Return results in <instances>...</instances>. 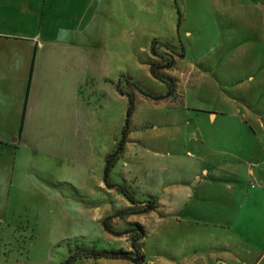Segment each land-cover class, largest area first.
Masks as SVG:
<instances>
[{"label":"rangeland","instance_id":"374dc122","mask_svg":"<svg viewBox=\"0 0 264 264\" xmlns=\"http://www.w3.org/2000/svg\"><path fill=\"white\" fill-rule=\"evenodd\" d=\"M104 5L113 37L105 45L103 66L88 87L90 152L75 156L69 168L51 164L42 155L46 169L31 171L34 184L24 181L4 197L0 189V264H63L77 248L117 250V242L130 247L129 237L117 238L102 224L114 216L110 225L118 231L116 215L123 197L100 188L105 158L126 123L128 94L136 104L130 123L134 143L113 168L111 181L136 187L139 193L159 192L167 199L168 191L196 182L202 162L215 163L205 155L222 146L213 140L202 143L212 130L209 113L227 110L228 100H238L244 85L264 78V0H104ZM155 42L160 44L159 56L152 53ZM165 58L174 61L172 69L162 71L171 89L150 71L153 64L166 65ZM251 74L256 75L253 82L248 79ZM258 109L264 114V104ZM224 127L218 129L225 133ZM200 156L206 160L200 161ZM224 159L219 157L220 166ZM185 220L153 225L145 243L149 264L162 253H185L191 261L195 251L220 252L224 242L233 256L246 259L252 245L239 236L238 227L218 230L196 225L194 217Z\"/></svg>","mask_w":264,"mask_h":264},{"label":"crops","instance_id":"0c3cea01","mask_svg":"<svg viewBox=\"0 0 264 264\" xmlns=\"http://www.w3.org/2000/svg\"><path fill=\"white\" fill-rule=\"evenodd\" d=\"M105 7L104 0H0L1 197L24 181L34 184L31 171L46 169L39 158L42 155L50 158L51 164L55 161L69 168L75 156L90 152L88 87L102 68L105 45L113 37L107 28ZM255 78L251 74L248 79L253 82ZM101 98H97L99 102ZM114 100L117 105V93ZM263 104L264 78H260L256 85H244L238 100L229 99L227 110L209 113L212 130L208 137H202V143L213 140L222 148L215 146L205 155L215 163L205 166L202 162L193 185L168 191L167 199L159 192L139 193L138 188L129 186L138 201L154 199L158 203L156 211L130 216L126 221L138 223L146 231L141 242L145 254L142 264H149L145 243L153 225L170 219L181 224L186 216L194 217L196 225H213L218 230L238 227L239 236L252 245L246 259L233 256L224 242L220 252L205 255L197 250L191 261L185 253H162L161 259L150 264H247L248 260L264 264V114L258 109ZM103 105L100 108L105 110ZM219 125H225V133ZM117 143L115 137L108 155ZM132 143L129 135L118 163L129 155ZM219 157L225 158V164L220 166ZM105 167L106 163L104 174ZM100 188H107L105 178ZM122 200L121 209L133 207L124 197ZM126 223L119 221L117 230H126ZM117 244V250H132L131 244L129 248ZM117 264L136 263L117 260Z\"/></svg>","mask_w":264,"mask_h":264},{"label":"trees","instance_id":"16d2710c","mask_svg":"<svg viewBox=\"0 0 264 264\" xmlns=\"http://www.w3.org/2000/svg\"><path fill=\"white\" fill-rule=\"evenodd\" d=\"M160 45L159 43H154L152 46V53L154 56H159L156 47ZM162 45V44H161ZM167 50H171L168 45H162ZM163 58V57H162ZM168 60L166 65H156L153 64L151 67V74L152 76L166 83L169 88L171 89V85L167 79V77L162 73L167 69H172L174 67L173 59L165 58ZM129 106L127 112V118L125 126L122 130L121 139L118 141L115 150L107 156L106 158V167H105V184L109 190H116L119 195L124 197L129 203L133 206L128 209H120L117 211V219L126 223L127 219L130 216H140L143 214H148L150 212H154L158 209V203L151 199L146 202L138 201L135 196L129 191V188L125 185L115 184L111 181V173L115 165L118 163L120 158L125 152V147L128 142V137L130 135V123L131 119L136 110L135 98L132 94H128ZM143 205V206H142ZM142 206V207H140ZM114 219V216H110L102 221L103 227L106 232L109 234L116 236L118 238L121 237H129L130 244H131V251L125 250H96L93 249H75V252L72 253L69 258L63 264H77L87 259L93 260H125L130 261L136 264H142L145 260V254L142 250V241L146 237L145 229L139 225L138 223H126L127 229L124 231H115L110 225V221ZM68 247L71 246V242L66 244ZM73 252V250H72Z\"/></svg>","mask_w":264,"mask_h":264}]
</instances>
